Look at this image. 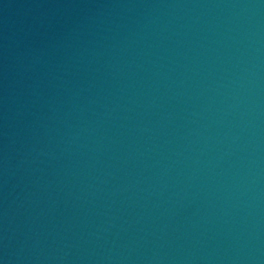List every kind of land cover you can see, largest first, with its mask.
<instances>
[{
    "label": "water",
    "instance_id": "1",
    "mask_svg": "<svg viewBox=\"0 0 264 264\" xmlns=\"http://www.w3.org/2000/svg\"><path fill=\"white\" fill-rule=\"evenodd\" d=\"M0 264H264V0H49Z\"/></svg>",
    "mask_w": 264,
    "mask_h": 264
}]
</instances>
